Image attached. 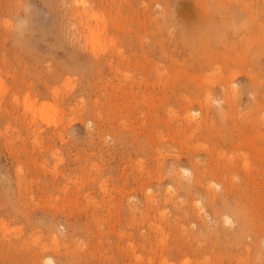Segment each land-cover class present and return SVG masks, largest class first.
<instances>
[{"label": "rangeland", "instance_id": "1", "mask_svg": "<svg viewBox=\"0 0 264 264\" xmlns=\"http://www.w3.org/2000/svg\"><path fill=\"white\" fill-rule=\"evenodd\" d=\"M49 258L264 264V0H0V264Z\"/></svg>", "mask_w": 264, "mask_h": 264}, {"label": "clouds", "instance_id": "2", "mask_svg": "<svg viewBox=\"0 0 264 264\" xmlns=\"http://www.w3.org/2000/svg\"><path fill=\"white\" fill-rule=\"evenodd\" d=\"M208 100H209L211 105L215 106L218 110L220 109L222 101L217 100L211 96L208 97ZM181 172L183 173L184 177H186V178L190 176V174L185 169H181ZM223 225L226 228H230L233 226V220L229 216H224L223 217ZM44 264H53V261L49 258V259H46L44 261Z\"/></svg>", "mask_w": 264, "mask_h": 264}, {"label": "bare ground", "instance_id": "3", "mask_svg": "<svg viewBox=\"0 0 264 264\" xmlns=\"http://www.w3.org/2000/svg\"><path fill=\"white\" fill-rule=\"evenodd\" d=\"M81 2H82V0H81ZM84 11H86V10L84 9ZM96 31H97V30H96ZM92 37H94V36L91 35V39H94V40H95V37H96V36H95L94 38H92ZM91 39H90V41H91ZM92 41H93V40H92ZM236 161H237V160H236ZM232 163H233V162H232ZM247 165H248V164H247ZM247 165H246V166H247ZM244 166H245V165H244ZM199 180H201V179L199 178ZM204 182H205V180H204Z\"/></svg>", "mask_w": 264, "mask_h": 264}]
</instances>
